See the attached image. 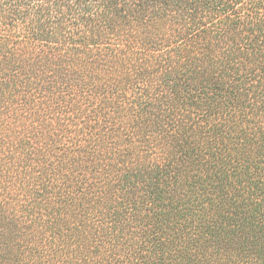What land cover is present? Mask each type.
Here are the masks:
<instances>
[{
    "label": "trees",
    "instance_id": "16d2710c",
    "mask_svg": "<svg viewBox=\"0 0 264 264\" xmlns=\"http://www.w3.org/2000/svg\"><path fill=\"white\" fill-rule=\"evenodd\" d=\"M0 264H264V0H0Z\"/></svg>",
    "mask_w": 264,
    "mask_h": 264
}]
</instances>
